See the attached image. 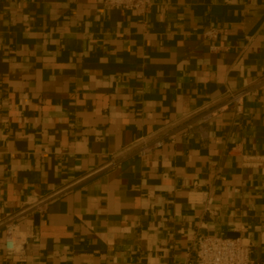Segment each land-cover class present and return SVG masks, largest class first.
Wrapping results in <instances>:
<instances>
[{"label": "crops", "instance_id": "obj_1", "mask_svg": "<svg viewBox=\"0 0 264 264\" xmlns=\"http://www.w3.org/2000/svg\"><path fill=\"white\" fill-rule=\"evenodd\" d=\"M263 73L264 0H152L143 15L0 0V264H193L198 234L243 237L264 264V96L226 109L204 138L109 165ZM61 189L20 223L25 254H8L2 221Z\"/></svg>", "mask_w": 264, "mask_h": 264}, {"label": "built area", "instance_id": "obj_2", "mask_svg": "<svg viewBox=\"0 0 264 264\" xmlns=\"http://www.w3.org/2000/svg\"><path fill=\"white\" fill-rule=\"evenodd\" d=\"M104 8L124 9L143 15L148 12L152 0H101ZM221 34L219 28L211 27L203 32L207 39L215 41ZM211 48L216 46L211 45ZM264 96V73L254 76L250 82L239 90L227 89L217 98L210 99L193 108L181 117L173 119L152 133L140 136L124 146L113 156L109 165L119 164L125 158L144 157L162 147L166 142H174L177 135L198 133L206 136L207 125L222 112L232 107L236 113L243 110L248 97ZM57 190L51 194L31 200H25L13 214L2 221L4 249L8 254L24 255L32 236L20 228V223L36 212L43 214L48 203L64 194ZM251 246L243 237H226L221 235L198 234L194 241L193 264H251Z\"/></svg>", "mask_w": 264, "mask_h": 264}]
</instances>
